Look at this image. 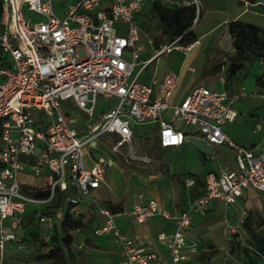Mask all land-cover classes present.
Masks as SVG:
<instances>
[{"label": "built area", "instance_id": "1", "mask_svg": "<svg viewBox=\"0 0 264 264\" xmlns=\"http://www.w3.org/2000/svg\"><path fill=\"white\" fill-rule=\"evenodd\" d=\"M62 1L60 7L58 0H2L0 47L8 59L0 66V255L11 241L26 248L16 230L24 225L31 206L38 210L39 223L52 232L66 207L64 203L43 207L69 188L75 195L65 201L74 204L99 188L106 167L113 163L108 152L127 162H151L144 141L135 135L136 126L147 123L158 126L156 139L164 148L180 146L196 127L209 145H228L235 151L236 169L209 172L198 195H190L194 178H185L189 195L184 210H163L151 199L130 211L139 222L156 213L173 219V232L159 236L169 250V260L162 264H191L187 231L196 212H204L214 198L234 204L249 188L264 198V151L235 142L224 129L238 116L235 102L247 94L246 89L231 94L194 84L175 100L177 71L169 68L162 78L156 71L149 80L142 77L161 55L174 48L187 55L201 43L200 38L182 45L177 38L142 58L137 16L149 0ZM160 1L168 6L193 4L198 15L202 10L201 0ZM250 2L244 0L246 5ZM99 97L114 102L97 112ZM27 168L35 174L48 169L47 195L22 191L19 174ZM99 211L105 221L94 232L113 235L125 256L122 264H149L157 257L120 229L114 212L106 207ZM51 232L43 236L46 242Z\"/></svg>", "mask_w": 264, "mask_h": 264}, {"label": "crops", "instance_id": "2", "mask_svg": "<svg viewBox=\"0 0 264 264\" xmlns=\"http://www.w3.org/2000/svg\"><path fill=\"white\" fill-rule=\"evenodd\" d=\"M201 1L203 5L201 16L193 25V30L197 38H200L201 43L195 46L187 55L179 50L184 58L183 61L174 63V68L168 66L151 69L149 66L142 77L143 80H149L150 75L156 71L159 78H162L169 68L177 71L180 75V81L174 95L175 100L181 98L192 85L203 84L201 81L209 76L219 77V81L215 82L214 87L211 88L218 90L226 89L231 94L237 93L244 87L241 84H237L235 79L237 74L232 80L227 82L225 76L220 75L222 70L226 71V65L219 71H214L216 70L214 66L222 61L209 65L213 61H209L207 57L206 62L201 64L196 62V58H194L195 54L193 56L191 55L195 49L204 44L206 37L215 34L221 27L227 30L228 23L231 20L240 18L247 22L264 26V0L251 1L248 5L244 3V0ZM190 57L192 58L190 59ZM258 63L263 68L256 75L253 83L255 88L262 89L256 80L264 71V63L261 61ZM253 94L259 95V92L254 91ZM245 95L241 96L238 100H242ZM257 114L258 112H252L254 116ZM232 123L224 126L225 131L231 138L234 136ZM261 128L262 125L257 123L253 130H260ZM157 132L150 131L148 133V137H153V144L157 141ZM192 137H201V134L196 130L191 131L190 129L189 134L180 146L166 148L167 152L165 154L171 160L167 167L163 166L161 157L155 150L153 151L154 156L152 155L154 159L151 157L147 147H145L148 138L146 141L142 140L144 141L143 150L151 157V162L149 163L127 162L123 157L108 152L107 156L113 158V163L106 167L103 183L99 188L92 190L89 197L81 198L74 204L72 209L75 215H83L87 223L86 227L72 232L73 242L71 246L79 256V263L122 264L125 260L121 247L115 243L111 233L96 234L94 232V229L102 225L105 221V217L99 210L101 207L108 208L106 205L107 202H110L113 206H120L121 208L117 211L108 208L115 213V219L120 229L127 236L135 239L139 247L156 253L157 257L149 264H162L169 260L168 247L159 236L161 234L168 235L173 232L174 220L165 217L162 213H156L149 216L145 221L139 222L130 213L133 206L135 204H146L149 200L155 199L159 202L161 209L180 212L187 207L188 202L189 193L185 187L186 177L191 176L195 180V186L190 190V195L193 197L200 193L198 187L204 186L205 176L209 172L219 174L225 169H236L235 151L232 147L228 145H210L214 153L220 157V162H217L207 153L206 156L202 155V150L192 141ZM235 142L251 147L257 151H264V148H260L254 141L252 143L239 140ZM221 147H228L234 152L233 164L224 163L221 156L222 153L218 150ZM95 154L99 155L98 152H95ZM155 154L158 155V158H156ZM194 159L199 161L197 170H193L190 165V162ZM153 160L154 163H152ZM91 163L92 157L89 155L87 157V164L90 165ZM47 173L48 169H44L40 174H35L27 168L25 172L19 174V178L22 184H30L44 189L47 187ZM41 175L46 178L44 182L37 181V176ZM175 176L184 178V183H177ZM69 195H75L73 188L66 190L65 197ZM67 204L68 202L65 201V207ZM34 208L36 207H30V209ZM250 209L264 212V198L253 188L246 189L243 196L239 197L234 204H226L223 200L214 198L204 212H196L193 215L191 225L187 231V237L191 245L187 248L190 263L227 264L228 256L231 254L229 247H231L232 238L238 235V238L241 240L244 239L241 218H245ZM36 221L39 227V237L43 238V236L51 232L45 224L39 223L38 219ZM229 226L233 227L230 228ZM236 229L240 231V234L235 232ZM16 233L25 243L26 248L20 249L18 247L21 250L19 255L18 253L8 255L3 253V255H0V264H24V261L27 259V256H24L25 254H29L27 245L32 244L35 246L32 243L33 241L28 240H33L31 229L28 226L23 225L16 230ZM88 240H90V244ZM44 249L41 251H44ZM17 256H20L21 260L16 259ZM38 263L47 264L46 261L40 260ZM259 263L264 264V260H259Z\"/></svg>", "mask_w": 264, "mask_h": 264}, {"label": "trees", "instance_id": "3", "mask_svg": "<svg viewBox=\"0 0 264 264\" xmlns=\"http://www.w3.org/2000/svg\"><path fill=\"white\" fill-rule=\"evenodd\" d=\"M254 2L255 0H251ZM151 4L147 7L144 15L147 19L155 20L157 28L160 30L159 36L154 37L153 42L158 48L161 44L173 42L177 38L178 45L187 44L197 39V35L193 30L195 19L201 16L197 14L195 5L184 6H168L160 0H150ZM2 12V0H0V15ZM139 19V15L137 16ZM197 19V20H198ZM141 24V23H140ZM142 29V25H141ZM228 33L232 39L233 52L230 54L228 62L217 63L214 67L219 71L226 65V77L228 82L246 66L254 62L264 61V26L256 23L247 22L237 18L231 20L227 26ZM7 56L0 47V66L7 63ZM257 83L261 86V92L264 93V71L257 77ZM154 150L161 157L163 166L167 167L171 160L165 153L166 148L162 147L158 141L153 144ZM202 155L206 153L201 151ZM0 166L2 164L0 163ZM177 183H184V178L175 176ZM183 186V185H182ZM22 191L29 195L45 196L48 193L47 188H38L30 184H22ZM66 191L60 192L53 203L43 207L42 210L51 207H57L65 204ZM107 207L113 211H117L120 206H113L110 202L106 203ZM74 203L68 202L65 214L60 223L52 230L51 239L46 242L39 237V227L37 219V208L28 209L24 216V226L31 229L33 240L32 243L44 249L34 253L37 260L46 261L47 264H82L79 263V256L72 248L74 230L86 227L87 223L84 216L75 215L72 212ZM244 239L238 238L236 235L232 238V250L241 248L243 255L248 262H258L264 260V212L256 209L248 210L243 223ZM90 244V240H88Z\"/></svg>", "mask_w": 264, "mask_h": 264}, {"label": "rangeland", "instance_id": "4", "mask_svg": "<svg viewBox=\"0 0 264 264\" xmlns=\"http://www.w3.org/2000/svg\"><path fill=\"white\" fill-rule=\"evenodd\" d=\"M57 1V0H56ZM69 0H63V3H67ZM58 3H60L61 6V0H58ZM147 7L151 4L150 0L147 2ZM146 7V9H147ZM145 9V10H146ZM203 9V5H202ZM144 10V11H145ZM139 20L142 25V31L140 32V39L137 42V45H142V50L139 52L140 57L142 58H149L152 56L155 52L156 45L154 43H150V37L154 39V37L159 36L160 30L157 28L156 21L147 19L144 15V12H142L139 15ZM232 41L231 36L226 30V28L221 27L219 28L215 34H211L208 37L204 39V44L197 49L194 50L193 54L191 56H194L196 58V62H199L201 64L205 63L207 60V57L209 58V61H213V63L209 65H213L216 62H228L229 56L232 52ZM130 58V55L127 56ZM184 56L179 51V49H172V52L166 53L161 55L159 58H157L152 65H150V68L156 67H172L174 68V63H179L183 61ZM192 57H190L191 59ZM187 60V59H186ZM263 66L259 65L258 62H255L249 66H246L244 69L240 70L237 75L235 76V79L237 81V84H241L245 87L247 95L242 100H237L235 102V107L238 111V116L236 117L235 121L232 123V129L234 136L232 137L235 141H243L246 143H252L253 141L259 145L260 148H264V94H261V89L254 87V78L258 73L262 71ZM220 75H223L226 77V71L222 70ZM219 81L218 76H209L206 79L202 80L201 83L208 87H214V83ZM254 91H258L259 95H254ZM114 102V99H105L103 97H99L97 101V112H100V110L107 105H110ZM252 112H258L257 115H252ZM257 123H260L262 125V128L260 130L254 131L253 128L256 126ZM181 127L184 130H187L188 127L181 123ZM196 130V127H192L191 131ZM150 131H158V126L155 124H139L135 128V135L138 138L143 139L146 141L145 147H147L151 157L154 156L153 151L154 148L152 140L153 137H148V133ZM240 138V139H238ZM218 150L222 153V160L225 164H233L234 161V152L228 148V147H221L218 148ZM153 155V156H152ZM156 155V158H158V155ZM154 159V157H153ZM132 163V162H131ZM154 163V160L152 161ZM190 165L193 170H197L199 167V161L193 160L190 162ZM37 181L44 182L46 180L45 176H37ZM26 239V238H25ZM27 249H29V254H25L24 257L27 259L24 261V264H39L34 253L41 251V248L37 245H27ZM230 255L227 259V264H261L258 262H248V260L245 258V256L242 254L241 248L238 250H232V245L229 247ZM4 253L6 255L11 253H18V255L21 253V250L18 249V242L12 241L9 242L6 245V248L4 250ZM18 257V258H17ZM16 259H20V256H17ZM23 262V260H22ZM22 264V263H20Z\"/></svg>", "mask_w": 264, "mask_h": 264}, {"label": "water", "instance_id": "5", "mask_svg": "<svg viewBox=\"0 0 264 264\" xmlns=\"http://www.w3.org/2000/svg\"><path fill=\"white\" fill-rule=\"evenodd\" d=\"M191 139L202 151L212 156L217 162H220V157L214 153L212 147L203 137H192Z\"/></svg>", "mask_w": 264, "mask_h": 264}]
</instances>
